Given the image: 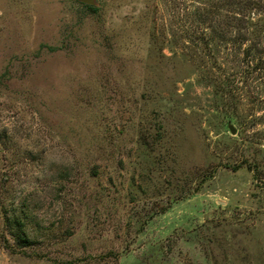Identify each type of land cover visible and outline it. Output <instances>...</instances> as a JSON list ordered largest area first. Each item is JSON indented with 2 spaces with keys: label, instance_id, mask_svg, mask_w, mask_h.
Returning <instances> with one entry per match:
<instances>
[{
  "label": "rangeland",
  "instance_id": "1",
  "mask_svg": "<svg viewBox=\"0 0 264 264\" xmlns=\"http://www.w3.org/2000/svg\"><path fill=\"white\" fill-rule=\"evenodd\" d=\"M245 3L0 0V264H264Z\"/></svg>",
  "mask_w": 264,
  "mask_h": 264
},
{
  "label": "trees",
  "instance_id": "2",
  "mask_svg": "<svg viewBox=\"0 0 264 264\" xmlns=\"http://www.w3.org/2000/svg\"><path fill=\"white\" fill-rule=\"evenodd\" d=\"M246 0H228V3H234V5L240 9V13L239 16H245L243 13H245V8H246ZM236 8V9H237ZM218 36V35H217ZM214 39H215V35H214ZM203 41H205L204 38H202ZM210 41L214 42L213 39L207 40L206 45H208L210 43ZM219 49V48H218ZM249 54V53H247ZM10 237L12 238V242L14 244V246H19V247H24L27 246L30 243V240L28 239L26 233L21 229L18 228L16 230V232L9 234ZM1 239L4 243H6V245L8 246V242L5 239L4 235H1Z\"/></svg>",
  "mask_w": 264,
  "mask_h": 264
},
{
  "label": "water",
  "instance_id": "3",
  "mask_svg": "<svg viewBox=\"0 0 264 264\" xmlns=\"http://www.w3.org/2000/svg\"><path fill=\"white\" fill-rule=\"evenodd\" d=\"M81 1H82V3H85V4H90L91 3V0H81ZM231 132H233V130H231Z\"/></svg>",
  "mask_w": 264,
  "mask_h": 264
}]
</instances>
